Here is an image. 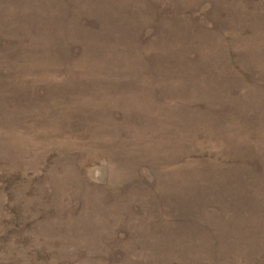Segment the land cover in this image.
Masks as SVG:
<instances>
[{"label":"rangeland","instance_id":"1","mask_svg":"<svg viewBox=\"0 0 264 264\" xmlns=\"http://www.w3.org/2000/svg\"><path fill=\"white\" fill-rule=\"evenodd\" d=\"M0 264H264V0H0Z\"/></svg>","mask_w":264,"mask_h":264}]
</instances>
